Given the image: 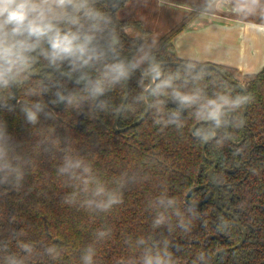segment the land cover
Segmentation results:
<instances>
[{"label": "clouds", "instance_id": "obj_1", "mask_svg": "<svg viewBox=\"0 0 264 264\" xmlns=\"http://www.w3.org/2000/svg\"><path fill=\"white\" fill-rule=\"evenodd\" d=\"M132 3L133 0H0V201L12 193L29 194L32 189L28 178L38 158L45 154L56 157L58 153L56 176L70 189L61 198L63 204L89 214L107 215L124 203V190L130 181L136 182L134 176L123 173L112 181L105 179L73 146V141L61 143L52 135L54 127H44L42 121L56 119L54 109L61 102L63 110L82 111L87 105L90 115L97 117L100 110H110L114 118L139 114L143 119L150 115L161 132L168 128L183 132L191 119L194 123L189 132L202 146L221 147L231 139L229 129L242 125L238 110L250 100V94L233 95L223 89L210 95L201 82L211 75V70L197 71V64L190 60L175 71L162 67L163 61L153 51L157 37L142 33L121 16ZM135 3L146 6L148 0ZM156 7L179 6L173 0H156ZM229 9L243 20L255 17L259 22L250 23V28L264 33V0H204L194 26L209 15ZM138 40L143 43L138 44ZM143 65L146 67L139 80L140 91L127 103L110 106L101 99L119 84L123 101L130 70ZM77 71L78 77L74 75ZM65 77L77 87L67 88ZM17 107L35 130L37 139L31 148L10 130L8 119L2 115L16 116ZM180 205L176 197L166 193L150 200L153 232L161 228L169 234L176 228L189 232L197 213L192 207L181 211ZM9 222H14L11 216ZM111 235V227L97 229L93 242L82 249L80 264H98L97 245ZM25 237L24 230L10 229L7 237L0 238V264H32L45 257L55 262L67 252L56 242L37 244ZM11 241L16 242L18 253L11 251ZM125 244L135 249L136 255L121 258L116 264H177L173 252L176 246L162 234L129 237ZM197 259L209 264L211 257L201 252Z\"/></svg>", "mask_w": 264, "mask_h": 264}, {"label": "trees", "instance_id": "obj_2", "mask_svg": "<svg viewBox=\"0 0 264 264\" xmlns=\"http://www.w3.org/2000/svg\"><path fill=\"white\" fill-rule=\"evenodd\" d=\"M203 4L204 0H199L197 9L161 34L153 33L143 19L125 17L127 8L121 16L142 33L157 37V47L153 51L158 60L185 62L189 60L178 56L173 40L198 17ZM137 43H143V40ZM125 46L127 49L128 39ZM216 65L227 76L243 82L250 94L245 128L242 125L230 128L234 142L226 139L221 147L206 146V158L203 146L195 142L189 132L194 123L191 119L183 132L173 128L161 132L147 115L139 125L119 132L114 129L116 118L112 117L110 110L107 113L100 110L97 117L90 115L87 105L82 111L54 109L56 119L49 117L42 121L46 129L55 128L54 137L61 143L73 141V146L89 158L105 179L112 181L127 173L129 177L134 176L136 182H129L124 190V203L111 213L89 214L61 202L70 189L65 188L56 176L59 154L56 157L41 155L28 178L32 191L29 194L12 193L0 201V238L7 237L10 229H22L26 233L25 238L34 243L56 242L67 248L61 260L51 262L45 257L32 264H80L82 249L93 242L95 231L111 227V237L97 245L98 264H116L121 258L136 255V250L130 249L125 240L149 234H162L172 241L176 246L173 252L177 264H206L204 260L197 259L201 252L211 257L209 264H215V253L238 244L243 232L234 217L217 208L214 202L215 185L209 177L214 162L208 159L214 158L218 164L213 176L220 184L221 205L233 212L247 229L243 245L220 254L218 264H264V68L257 73L243 74L235 67ZM144 67L146 65L132 70L126 103L140 91L139 80ZM177 67L164 66L171 71ZM203 69L211 70V75L201 82L210 95L223 89L233 95L244 94L239 85L229 82L216 70ZM74 75L78 77L80 72ZM64 81L69 89L77 87L65 78ZM120 93L121 88L117 84L114 91H109L101 99L107 100L110 106L119 105L124 101ZM169 107L174 105L169 104ZM243 109L244 106L238 110L240 119ZM16 113V116L2 115L8 119L10 130L25 139L31 148L37 139L35 130L26 123L19 107ZM138 119L139 114L128 118L120 116L118 126L125 127ZM198 185L202 187L192 193V201L203 200L210 191L212 196L205 204L193 207L187 203L186 195ZM161 193L176 197L181 202V211L192 207L197 213L189 232L184 233L179 228L171 234L166 228L153 232V211L149 209L148 202ZM10 216L13 223L9 222ZM221 228L224 230L220 231ZM10 249L19 252L15 241H11Z\"/></svg>", "mask_w": 264, "mask_h": 264}, {"label": "crops", "instance_id": "obj_3", "mask_svg": "<svg viewBox=\"0 0 264 264\" xmlns=\"http://www.w3.org/2000/svg\"><path fill=\"white\" fill-rule=\"evenodd\" d=\"M197 21L198 17L193 22ZM193 22L173 40L180 58L232 66L243 74L264 68V33L249 26L259 22L255 17L243 20L231 11L209 15L196 26Z\"/></svg>", "mask_w": 264, "mask_h": 264}, {"label": "water", "instance_id": "obj_4", "mask_svg": "<svg viewBox=\"0 0 264 264\" xmlns=\"http://www.w3.org/2000/svg\"><path fill=\"white\" fill-rule=\"evenodd\" d=\"M183 64H184V62H182V61H163V63H162V67H164V66H170V65H171V66H173V65H174V66H180V65H183ZM201 68H212V69L216 70V71L219 72V73H220L225 79H227L229 82H232V83H235V84L239 85V86L242 88V90L244 91V94H248L247 88H246V86H245V84H244L243 82L238 81V80H236V79H234V78H232V77L227 76V75L223 72V70H222L219 66H217L216 64H213V63H197V68H196V70H200ZM131 72H132V70H130L129 78H128L127 81H126V93H127V96H126V98L124 99L123 103H126L127 98H128V95H129V90H130V82H129V80H130V74H131ZM65 79L68 80L67 77H65ZM149 79L151 80V77H149ZM70 82H71V81H70ZM72 83H73V82H72ZM80 86H83V85H80ZM12 103L15 104V101H12ZM248 104H249V101L246 102V104L244 105V109H243V111H242V115H241V119H242V122H243V123H242L243 127H245V125H246L245 117H246V112H247ZM62 106H63V102H61V105L57 106L55 109H57V110H61V109L63 108ZM146 117H147V115H145V116L143 117V119L140 118V119H138V120L132 122L130 125H127V126H125V127H119V126H118V122H119L120 117H116L113 126H114V129H115L116 131L123 132V131L128 130V129L131 128V127H134V126L139 125V124H140V123H141ZM229 132H230V129H229ZM230 140H231L232 142H234V140L232 139V137H231ZM203 155L207 158V156H206V146H203ZM208 159L211 160V161H214V165H213V167H211L210 170H209V177H210L211 181L213 182V184L215 185L214 202H215L217 208H219L220 210H222V211H224L225 213L230 214V215H232V216L234 217V219L237 221V223H238L240 229H241L242 232H243V236H242V238H241V240H240V242H239L238 244H236V245H234V246H232V247H225V248H222V249L218 250V251L215 253V255H214V263H215V264H218V258H219V256H220V254H222V253H224V252H226V251H228V250L235 249V248H237V247L243 245V243L245 242V240H246V238H247V229L243 226V224L240 222V220L238 219V217H237L233 212L224 209L223 206L221 205V202H220V185H219V183L216 181V179H215L214 176H213V172H214V170H215L216 167H217V160H216V159H211V158H208ZM201 187H202L201 185H198V186L192 187V188L188 191V193H187V195H186V201H187V203H188L189 205H191V206H193V207H199V206L205 204V203L210 199V197L212 196V192H209V193L206 195V197H205L203 200H201V201L195 202V201H192V200H191L190 197H191L192 193H193L194 191H196L197 189L201 188Z\"/></svg>", "mask_w": 264, "mask_h": 264}, {"label": "rangeland", "instance_id": "obj_5", "mask_svg": "<svg viewBox=\"0 0 264 264\" xmlns=\"http://www.w3.org/2000/svg\"><path fill=\"white\" fill-rule=\"evenodd\" d=\"M199 0H173L175 5L179 7H171V8H157L156 0H148L146 6L138 5L133 2L125 11V17H133L135 19H143L147 27L153 33H163L169 29H171L177 22L182 20L189 12L192 10H188L191 6L190 4L197 9ZM182 6V7H181ZM191 9V8H190ZM229 14V11H225ZM225 12H217V13H225ZM232 14V13H230ZM234 15V14H232Z\"/></svg>", "mask_w": 264, "mask_h": 264}, {"label": "flooded vegetation", "instance_id": "obj_6", "mask_svg": "<svg viewBox=\"0 0 264 264\" xmlns=\"http://www.w3.org/2000/svg\"><path fill=\"white\" fill-rule=\"evenodd\" d=\"M242 120V119H241ZM243 126V125H242ZM243 128H245V127H243ZM211 159H214V158H211ZM214 162V161H213ZM217 164H218V162H217ZM213 167V166H212ZM220 185V184H219ZM210 192H212V191H210Z\"/></svg>", "mask_w": 264, "mask_h": 264}]
</instances>
